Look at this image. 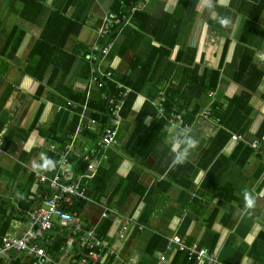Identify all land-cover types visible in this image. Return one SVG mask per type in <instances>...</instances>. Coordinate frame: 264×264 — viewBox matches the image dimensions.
I'll return each mask as SVG.
<instances>
[{
	"label": "crops",
	"instance_id": "0c3cea01",
	"mask_svg": "<svg viewBox=\"0 0 264 264\" xmlns=\"http://www.w3.org/2000/svg\"><path fill=\"white\" fill-rule=\"evenodd\" d=\"M32 1L45 10L35 23V3L0 0V239L29 228L28 211L56 193L58 175L78 191L62 204L74 224L55 221L35 240L48 264L84 254L79 237L89 229L99 241L97 264H264V0H210L211 7L209 0ZM62 8L81 26L68 34L56 65L32 77L25 67L42 26ZM110 16L118 23L99 37ZM247 22L252 39L244 37ZM179 51L185 61H174ZM214 70L217 82L202 90L197 75L214 78ZM106 79L122 90L118 99L101 89ZM125 95L131 101L117 141L105 145L106 105H121ZM178 125L199 143L173 165L168 139ZM42 153L50 170L39 167ZM244 189L256 197L251 214L243 210ZM174 236L216 263L174 250ZM34 260L14 249L0 253V264Z\"/></svg>",
	"mask_w": 264,
	"mask_h": 264
},
{
	"label": "built area",
	"instance_id": "2783aa9c",
	"mask_svg": "<svg viewBox=\"0 0 264 264\" xmlns=\"http://www.w3.org/2000/svg\"><path fill=\"white\" fill-rule=\"evenodd\" d=\"M119 18L117 17H108L104 18L103 23L97 29V35L103 36L107 31L108 25H113L118 23ZM110 44H104L101 47L102 53H107ZM93 53V52H92ZM123 100L121 101L122 105ZM121 105L114 103L112 105V118L109 123L104 128L103 134L100 138V142L107 145L111 143H115L118 126L122 120V115L120 114ZM178 116V115H177ZM237 135H232V139H236ZM65 153V152H64ZM59 164H65V158L62 155L60 159L57 161ZM94 162L89 160L87 164L88 169H93ZM52 187L56 190V193L52 196L42 198L40 202L32 207L28 211V223L29 228L22 233L19 237H7L3 236L0 239V253H5L10 249L23 251L28 253L32 257L35 258L34 263L36 264H48L49 258L46 255L45 246L38 244L35 240L37 237L43 235V233L50 231L54 228L55 221L59 224H74V216L71 212L67 211L63 208V202L67 201V196L69 193H76L77 184L76 183H63L60 180L58 175H55L52 180ZM106 215V213H104ZM33 227H36L35 231ZM78 228L77 225H74L73 232ZM81 244L87 246V251L82 254L79 258H77L71 264H97V260L99 258V253L93 247L95 245H99V241L95 239L92 230H86L79 237ZM170 240L174 243V250H185L190 257H194L196 261L199 263L204 259L209 262L216 263V260L213 254L208 253L204 248H198L195 243L191 245H186L182 242L180 236H174L170 238ZM165 257H160V263L164 261ZM220 264V263H216Z\"/></svg>",
	"mask_w": 264,
	"mask_h": 264
},
{
	"label": "trees",
	"instance_id": "16d2710c",
	"mask_svg": "<svg viewBox=\"0 0 264 264\" xmlns=\"http://www.w3.org/2000/svg\"><path fill=\"white\" fill-rule=\"evenodd\" d=\"M18 1H25V0H18ZM30 1H31V3H35L33 5L35 13H33L34 18L32 19V22L35 23V22H38V19L35 16L42 15L45 12V10L40 5V3L34 2L32 0H30ZM71 2L72 1H70L69 4ZM257 11H258V6H255L251 12L252 18H254V19L256 18ZM30 13H32V11H28L27 15ZM62 13H65L64 8H62L61 10L51 11V13L46 18V20L42 26V31L40 33L39 42L35 48V51L33 52L32 56H31V58L29 59L28 64L25 67V72L32 77L41 78L46 73L45 71L47 70V67L49 64L56 65L57 52H61V53L63 52L62 47H63V45L67 39L68 34L77 33L80 26H81L80 22L78 20H76L74 18L72 19V18L65 17L62 15ZM22 14L24 16L26 14V11L22 12ZM41 19H43V18H41ZM250 25H251V23L247 22L246 30L244 32V37L250 36V39H252L255 36V34L254 33L252 35L248 34V33H251ZM16 32L18 33L17 28H14L12 30V34L7 36V41H6V45H5L6 50L12 44V42H13L16 34H17ZM182 55L183 54L181 51L177 52L174 61H185L186 58ZM168 63H170V62H168ZM203 73H204L203 76L202 75L199 76V74L197 76H198L199 82L203 83L202 85H204V83H205V85L202 87V90L207 91L210 88H212V86L217 82L218 70H214L211 72L210 75L213 76L214 78H209L210 76L208 77L206 71H204ZM207 79H208V83H206ZM128 84H131V82L128 81ZM101 89H103L105 92H107L108 95L115 96V100L119 98V96L122 92V90L116 88V85H115V83H113V81L111 82L110 80H107V79L105 80V83L102 85ZM128 95H125L126 98L124 97L122 99L123 104H124L122 116H123V114H125V112H127V110H128L127 105L131 101V99L129 98ZM82 99L83 98H80L79 100L82 101ZM103 105H106L105 101H103ZM106 106H107V110H108V115L110 116V110L112 107V103L108 102ZM168 110L169 109H166V114H168V112L170 111V110L169 111ZM193 115L194 114H191V117ZM163 120L164 119H161V121H163ZM165 121H166V119H165ZM81 166L83 167L84 164H82ZM86 166H87V164H86Z\"/></svg>",
	"mask_w": 264,
	"mask_h": 264
},
{
	"label": "clouds",
	"instance_id": "9594fccd",
	"mask_svg": "<svg viewBox=\"0 0 264 264\" xmlns=\"http://www.w3.org/2000/svg\"><path fill=\"white\" fill-rule=\"evenodd\" d=\"M209 7H211L209 0ZM223 26H228L230 21L227 18H219L218 21ZM179 127V131L176 132V135L172 139H168V143L171 144L170 152L173 154L172 156V164L177 165L185 162L187 157L190 154L192 149H195L198 146L199 141L195 139L188 131L184 130L182 127ZM175 131V128H173ZM183 145V147H181ZM40 159L44 160L43 165H39V167L43 170H50L51 167H54L51 159L45 158V155L42 153L40 155ZM38 166L34 163L33 168L36 169ZM242 198L244 204V211L248 214H251V210H253L256 206V197L253 193L247 189L242 190Z\"/></svg>",
	"mask_w": 264,
	"mask_h": 264
}]
</instances>
